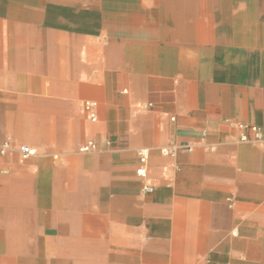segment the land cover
<instances>
[{"label": "crops", "instance_id": "0c3cea01", "mask_svg": "<svg viewBox=\"0 0 264 264\" xmlns=\"http://www.w3.org/2000/svg\"><path fill=\"white\" fill-rule=\"evenodd\" d=\"M249 125L264 0H0V264H264Z\"/></svg>", "mask_w": 264, "mask_h": 264}, {"label": "built area", "instance_id": "2783aa9c", "mask_svg": "<svg viewBox=\"0 0 264 264\" xmlns=\"http://www.w3.org/2000/svg\"><path fill=\"white\" fill-rule=\"evenodd\" d=\"M96 103L93 101H85L84 102V110L89 115V118L92 121H95L97 119L96 113H95ZM246 125L243 123L238 124V127L243 128ZM249 131L252 134L251 139L246 134H243L240 136V141H248L253 140L255 142H260L264 144V129L257 125H249L248 126ZM178 148H185L187 150H191L192 147L188 144H172L168 147L163 148V151L165 153H173ZM78 152L86 153V152H94L97 150V147L94 142L88 141L86 143L81 144L78 147ZM9 151H16L21 158H29L38 155L39 150L38 148L28 145V144H20L18 146H14L10 141L5 140L0 142V153L4 154ZM137 153L139 156V166L136 167L135 173L136 175L141 178L145 179L147 177V171L145 168V164L148 157V149L147 148H138ZM144 189L150 190L151 188L149 186H144Z\"/></svg>", "mask_w": 264, "mask_h": 264}]
</instances>
